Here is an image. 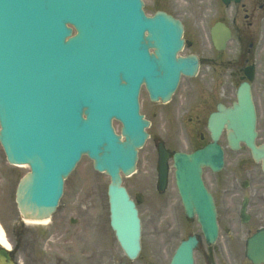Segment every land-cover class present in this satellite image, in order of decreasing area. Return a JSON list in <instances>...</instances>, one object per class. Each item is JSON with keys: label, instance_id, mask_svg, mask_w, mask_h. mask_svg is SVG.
Here are the masks:
<instances>
[{"label": "water", "instance_id": "water-1", "mask_svg": "<svg viewBox=\"0 0 264 264\" xmlns=\"http://www.w3.org/2000/svg\"><path fill=\"white\" fill-rule=\"evenodd\" d=\"M68 23L78 33L67 38ZM145 29L149 35L142 39ZM181 33L180 22L166 14L145 17L140 0H0V141L11 162L31 167L17 190L24 215L48 217L64 177L87 153L96 169L111 175V224L127 254L137 255L140 218L120 171H134L137 149L148 137L149 122L139 112L141 81L152 98L167 100L181 73L196 71L195 59L176 56ZM146 43L159 45L158 63ZM238 97L223 117H231L232 139L245 140L256 151L248 83L240 85ZM113 117L123 122L125 140L115 133ZM213 119L218 118L211 117L213 143L176 156L187 213L198 215L208 243L217 235L216 210L202 166L216 170L222 163L215 156L222 126L215 127ZM196 244L195 236L181 242L171 264H193Z\"/></svg>", "mask_w": 264, "mask_h": 264}, {"label": "flooded vegetation", "instance_id": "flooded-vegetation-1", "mask_svg": "<svg viewBox=\"0 0 264 264\" xmlns=\"http://www.w3.org/2000/svg\"><path fill=\"white\" fill-rule=\"evenodd\" d=\"M144 9L151 16L165 11L182 22L184 45L180 54L197 56L199 67L196 76L189 77V91L180 99L153 101L145 88L141 90L142 111L144 98L152 107L151 114L143 111L151 127L154 121L150 115H158L162 120L157 131L186 136L178 139L174 133L168 140L164 138L169 168L164 181L159 174L158 141L152 143V172L135 182L139 212L150 214L146 228L142 222V235L151 238L150 244L172 241L175 246L192 234L198 235L195 264L199 251L202 264H264V259L254 262L247 256L248 239L264 229V0H144ZM245 80L252 88L256 145L262 154L254 156L245 143L234 148L228 137L232 129L229 122L224 123L218 140L224 164L215 172L208 167L203 171L204 183L214 196L218 224L216 243L207 245L197 218L186 215L174 156L177 152L192 153L211 141L210 115L219 110V104L232 107L237 87ZM150 133L151 138L157 137L156 132ZM10 232L9 246H0V264H36L26 233L17 225ZM73 242L74 251H78L77 242ZM112 242L99 234L79 253L66 254V258L59 254L46 264H142V254L128 260Z\"/></svg>", "mask_w": 264, "mask_h": 264}, {"label": "rangeland", "instance_id": "rangeland-1", "mask_svg": "<svg viewBox=\"0 0 264 264\" xmlns=\"http://www.w3.org/2000/svg\"><path fill=\"white\" fill-rule=\"evenodd\" d=\"M189 84V78H183L173 99H180L183 94L187 93L189 91ZM146 100V98H144V101L142 100L144 106L143 111L150 113L152 107L149 103L146 104ZM150 116L154 121V126L149 128L150 131L156 132L158 136L166 138L167 140L174 133V136H178V139H186L185 134L181 132L157 131L160 129L158 124L162 119L158 115ZM117 129L120 131L118 126ZM151 146L152 142L148 140L140 150L137 173L124 180V184L133 193L136 190L135 182L137 179L145 177L152 172V160L150 159ZM29 170L28 166L21 167L10 164L0 144V223L4 230H7V227L12 223L19 221L20 215L16 204V189L20 179ZM109 181V176L96 171L93 168V161L87 156H84L77 168L66 180L65 193L61 199V206L67 207L54 218L56 225L52 229L55 236L56 234H60V237L58 239L56 238V242L51 241L47 245L45 239L39 236V232L44 236L43 232H45V229H42L40 226L27 227L22 223L25 227L24 230L27 231L26 236L28 238L29 253L36 260V264H40V262L46 264L49 260L53 259L55 254L62 253L66 257V254L69 253H79L80 251H74L76 244L73 241L75 240L81 248L82 245L88 244L98 233L110 237V240L113 241L112 245L123 256L119 245L114 240L115 236L109 227L107 217L109 213L107 199V185ZM95 212L102 214V219L100 220L101 226L96 222V218H94ZM87 215L90 219L87 218ZM149 215L148 213H142L145 228L147 227ZM71 217L78 218L76 223L73 224L71 222ZM150 240L151 238L146 235L143 237L144 251L141 258L142 264H145L149 260H159L167 264L168 256L173 250L174 242L170 241L168 243L154 245L157 250V256L151 257L149 256L148 250H154V247L153 244H150ZM198 254V264H202L200 251ZM236 259L238 262L239 258Z\"/></svg>", "mask_w": 264, "mask_h": 264}, {"label": "bare ground", "instance_id": "bare-ground-1", "mask_svg": "<svg viewBox=\"0 0 264 264\" xmlns=\"http://www.w3.org/2000/svg\"><path fill=\"white\" fill-rule=\"evenodd\" d=\"M48 221L49 219L47 220H34L33 218L25 219V222L27 224H32V225L47 224ZM0 243L4 246H9L7 238L5 236V231L2 227H0Z\"/></svg>", "mask_w": 264, "mask_h": 264}]
</instances>
